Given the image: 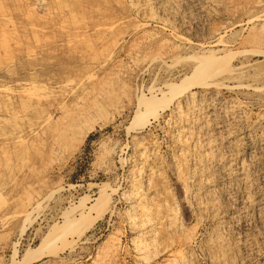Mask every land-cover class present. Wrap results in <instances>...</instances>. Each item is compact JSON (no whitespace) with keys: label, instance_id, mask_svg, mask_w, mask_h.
Returning <instances> with one entry per match:
<instances>
[{"label":"rangeland","instance_id":"374dc122","mask_svg":"<svg viewBox=\"0 0 264 264\" xmlns=\"http://www.w3.org/2000/svg\"><path fill=\"white\" fill-rule=\"evenodd\" d=\"M263 134L264 0H0V264H264Z\"/></svg>","mask_w":264,"mask_h":264},{"label":"bare ground","instance_id":"6f19581e","mask_svg":"<svg viewBox=\"0 0 264 264\" xmlns=\"http://www.w3.org/2000/svg\"><path fill=\"white\" fill-rule=\"evenodd\" d=\"M260 37V36H259ZM223 39L222 38H220L219 40H217V41H219V42H221ZM259 40V38H258V36L256 37H253L251 40H250V42L249 43H254V42H256V41H258ZM196 47H198L201 51L203 50V47H202V45L201 44H199V43H197L196 44ZM197 54V53H196ZM214 55V54H213ZM214 56H216V54L214 55ZM196 58H194L195 59V67H194V70L193 71H195V74H205V80L203 81V82H200L199 80H198V82H195V83H193V84H189L190 86H186L182 91H180V93L184 96V98L185 99H190V101H195V97H196V95H195V93L193 92V89L195 88V87H201V88H204V89H212V90H207V91H209V93L208 94H210L209 96H210V98L212 99V101L210 102V104H209V106H208V111H207V113H208V116L210 117V116H215V118L217 117V119H215V118H213V119H215V122H211L212 124H210V127L209 126H207V125H205L206 127H209V130H211L212 132H217L218 131V133H219V130L221 129V128H223L222 127V123L224 122V120L222 119L225 115L220 111V110H218V107L217 106H219V105H221V95L219 96V94H218V92L219 91H217L215 88L216 87H219V85L221 84V85H226L227 84V87H232V88H235V87H243L244 85L245 86H247V87H251V86H254V83L252 84V83H250V82H247V83H237V84H233L229 79H233V78H228V80H225V79H227V78H224V77H217V76H220V75H224L225 73L227 74V73H229V72H231V69H232V67H230V65H229V61L228 60H218V58H214V57H208L207 59H209L208 61H206V62H203V61H201L200 60V57L197 55V56H195ZM206 58V57H205ZM220 58V57H219ZM231 74V73H230ZM202 78V77H201ZM201 80H203V78L201 79ZM252 81V80H251ZM231 82V85H229V83ZM213 87V88H212ZM163 93V92H162ZM220 93V92H219ZM160 94V93H159ZM208 94H206V95H208ZM158 95L156 94V93H152L151 94V97L150 98H145V97H143V98H141L140 99V102L141 103H143L144 101H148V102H150V100H152V99H155L156 97H157ZM220 97V98H219ZM209 100V99H208ZM233 100V99H232ZM190 104H191V102H190ZM197 104V103H196ZM237 104V103H236ZM167 106V103L166 104H161V105H159L157 108H152L153 110L151 111V113L149 114V116H151V115H153L155 118H157V114H158V110L157 109H163V108H165ZM235 107V106H234ZM191 108V107H190ZM194 108H195V106H194ZM192 109V108H191ZM199 109V108H198ZM237 109V108H236ZM205 110V109H204ZM238 110V109H237ZM148 111H150V110H148ZM240 111V110H239ZM241 111H243L242 110V108H241ZM204 112V111H203ZM226 113V112H225ZM232 113V112H231ZM233 113H235V112H233ZM236 113H237V111H236ZM239 113V112H238ZM230 115V114H229ZM206 116V115H205ZM227 117V116H226ZM234 117L236 118V114H234ZM239 117V116H238ZM205 118V117H204ZM228 118V117H227ZM231 118V117H230ZM78 119V118H77ZM202 119V118H201ZM206 119V118H205ZM224 119H226V118H224ZM234 119V118H233ZM207 120H208V118H207ZM206 120V121H207ZM238 120H239V118H238ZM209 121V120H208ZM208 121H207V123H208ZM210 121H214V120H210ZM226 121H227V119H226ZM235 121V120H234ZM237 121V120H236ZM205 122V121H204ZM230 122H231V120H230ZM233 122V121H232ZM231 122V123H232ZM237 123V122H236ZM95 124H96V122H95ZM206 124V123H205ZM209 124V123H208ZM227 124H229V123H227ZM225 127V126H224ZM224 129V128H223ZM256 129V128H255ZM259 129V128H258ZM249 131V130H248ZM258 131V130H257ZM209 133V132H208ZM205 134V133H204ZM207 135V134H206ZM264 135V134H263ZM221 136V135H220ZM245 136H246V134H245ZM254 137V136H253ZM209 138V137H208ZM222 138V137H221ZM212 139V138H211ZM230 139V138H229ZM260 139V138H259ZM215 140V139H214ZM227 141V140H226ZM233 141V140H232ZM231 140H228V146L230 145L231 146V144L233 143ZM209 142H210V140H209ZM209 142H207V143H209ZM235 143V142H234ZM216 145V144H215ZM244 145V144H243ZM246 145V144H245ZM226 146V145H225ZM228 146H227V149H229L228 148ZM232 146H233V144H232ZM241 146V145H240ZM239 146V147H240ZM211 147V146H210ZM234 148V147H233ZM222 149V148H221ZM226 149V150H227ZM232 149V148H231ZM231 149L230 150H228V152L229 151H231ZM252 150V149H251ZM217 151H219V150H217ZM224 151V150H223ZM254 151V150H253ZM214 152V151H213ZM232 152V151H231ZM223 153V152H222ZM229 155V154H228ZM227 156V155H226ZM225 156V157H226ZM231 156H232V153H231ZM226 158H229V157H226ZM249 158V157H248ZM217 161V160H216ZM227 162V161H226ZM244 162V161H243ZM221 164V163H220ZM241 164V163H240ZM213 165V164H212ZM215 165V164H214ZM242 166V165H241ZM210 167V166H209ZM214 167V166H213ZM220 167H222L221 165H218V162H217V168H215V169H213V171H214V174H215V177H217V180L218 181H222L223 179H225V180H227L228 181V184H233L234 182H237V180L239 181V184H240V186H239V188L241 187V185L242 186H244V187H247L248 185L249 186H251V182L254 180L253 179V177H252V173H251V171L249 170V168H253V170H254V168L255 167H264V136L261 138V145H260V147H258V149H256V151L254 152V153H252V154H250V158H249V163L248 164H246V165H244V166H242V167H240L241 168V171H240V173H239V177H235V175L233 174V172L232 171H228V169H227V171L228 172H223V171H221L220 170ZM223 167H225V166H223ZM258 168V169H259ZM238 170V169H237ZM240 170V169H239ZM249 170V171H248ZM261 171V170H260ZM237 172V171H236ZM261 172H263V171H261ZM213 173V172H212ZM254 173V172H253ZM236 174V173H235ZM255 174V173H254ZM209 175H211V177H212V175L213 174H209ZM263 175H264V173H263ZM254 176V175H253ZM261 178H263V177H261ZM216 180V181H217ZM236 180V181H235ZM226 182V181H225ZM254 182V181H253ZM218 183V182H217ZM255 183V182H254ZM224 184V183H223ZM227 184V185H228ZM253 184V183H252ZM260 184V183H259ZM233 186V185H232ZM248 186V187H249ZM262 186H263V184H262ZM227 187V186H226ZM259 187H260V185H259ZM225 188V187H224ZM233 188H235V186L233 187ZM242 188V187H241ZM253 188V187H252ZM229 189V188H228ZM227 189V190H228ZM247 189V188H246ZM257 189V188H256ZM260 189V188H259ZM264 189V188H263ZM227 190H225V191H227ZM243 190V189H242ZM261 190H262V188H261ZM221 192H223L222 194H224V191L223 190H220ZM232 191H234V190H232ZM239 191H241V189L239 190ZM245 191V190H244ZM243 191V192H244ZM256 192H255V195H256V201H254V203L252 204V205H254V208H256L258 211H259V209H260V207H261V204H263V202H264V197H263V195L261 196V198H260V194H263L262 193V191H260L259 190V192L257 193V190H255ZM229 192V191H228ZM249 192V191H248ZM251 192V191H250ZM227 193V192H226ZM242 194V193H241ZM240 194V195H241ZM227 195V194H226ZM244 195V194H243ZM223 196V195H222ZM228 196H231V195H228ZM234 196V195H233ZM236 196V195H235ZM247 198H245V200H246ZM247 202V201H246ZM249 202V201H248ZM250 202H252L251 200H250ZM246 205V204H245ZM249 205V204H248ZM38 206H36V208H37ZM248 209V208H247ZM253 209V208H252ZM261 210V209H260ZM263 210H261L260 212H262ZM249 213V212H248ZM255 213V212H254ZM257 213V212H256ZM3 214L5 215V213L3 212ZM11 214V213H10ZM16 214H18L19 216L21 215L22 217H27L28 216V211H27V209L25 210H21V211H18V212H15V213H13V214H11V216L12 215H16ZM262 214V213H261ZM261 214H260V216H258V221H259V223H264V214H262V216H261ZM3 215V216H4ZM8 215H9V213H8ZM6 216H7V214H6ZM248 216V215H247ZM254 216V215H253ZM5 217V216H4ZM13 217V216H12ZM7 218V217H6ZM5 218V219H6ZM245 218V217H244ZM248 218V217H247ZM253 218V217H252ZM251 218V219H252ZM253 221V220H252ZM250 222V221H249ZM248 222V223H249ZM239 223V222H238ZM244 223V222H243ZM247 223V224H248ZM242 224V223H241ZM245 224H246V222H245ZM244 224V225H245ZM243 225V224H242ZM243 225V226H244ZM249 225V224H248ZM254 225V224H253ZM256 225V224H255ZM262 225V224H261ZM238 228V227H237ZM246 228V227H245ZM244 228V229H245ZM251 228V227H250ZM262 228H264V226H262ZM248 230V229H247ZM246 246H247V244H246ZM245 251H247V250H245ZM251 251V250H250ZM247 252H249V251H247ZM253 252H255V251H253Z\"/></svg>","mask_w":264,"mask_h":264}]
</instances>
